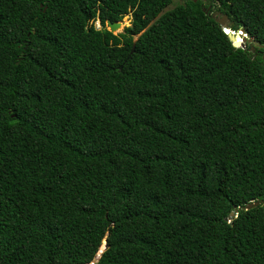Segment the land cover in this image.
Returning <instances> with one entry per match:
<instances>
[{
    "label": "trees",
    "instance_id": "1",
    "mask_svg": "<svg viewBox=\"0 0 264 264\" xmlns=\"http://www.w3.org/2000/svg\"><path fill=\"white\" fill-rule=\"evenodd\" d=\"M171 4L0 0V264H264V0Z\"/></svg>",
    "mask_w": 264,
    "mask_h": 264
},
{
    "label": "water",
    "instance_id": "2",
    "mask_svg": "<svg viewBox=\"0 0 264 264\" xmlns=\"http://www.w3.org/2000/svg\"><path fill=\"white\" fill-rule=\"evenodd\" d=\"M196 1V0H195ZM122 21V20H121ZM121 21L118 22H110L109 20L106 21V26L109 31L112 33H115L122 25ZM217 22L223 27V32L225 35H227L228 39L230 42L233 44L234 47H240L242 49L245 48L247 43H253V45L261 47L258 41H254L251 38H248L247 35L245 34V31L243 29L234 32L226 28V22H227V17L225 15L222 16L221 20H217ZM134 47V44H133ZM258 205V203L254 204H249L247 206V209L252 208L253 206ZM234 214L230 213V217H232ZM103 247L101 248L102 251ZM100 251V253H101ZM99 255L94 258V260L90 264H95L98 261Z\"/></svg>",
    "mask_w": 264,
    "mask_h": 264
},
{
    "label": "rangeland",
    "instance_id": "3",
    "mask_svg": "<svg viewBox=\"0 0 264 264\" xmlns=\"http://www.w3.org/2000/svg\"><path fill=\"white\" fill-rule=\"evenodd\" d=\"M181 3H182V0H172V4L166 10L172 9L175 5H178V4H181ZM209 15L212 16L216 20H221L222 16H223L221 13H218L216 9H212L210 11ZM121 23H122L121 27L114 34L122 33L124 28L130 26V24H131V16H130V14L124 16L122 21H121ZM226 24H227V22H226ZM95 27L97 29H99V23L97 21L95 22Z\"/></svg>",
    "mask_w": 264,
    "mask_h": 264
}]
</instances>
